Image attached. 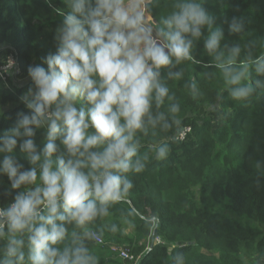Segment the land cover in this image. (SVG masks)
<instances>
[{
	"label": "trees",
	"instance_id": "trees-1",
	"mask_svg": "<svg viewBox=\"0 0 264 264\" xmlns=\"http://www.w3.org/2000/svg\"><path fill=\"white\" fill-rule=\"evenodd\" d=\"M182 2L188 0L148 2L155 33L167 31L163 21ZM193 2L201 4L212 21L211 30L222 31L223 38L220 49L209 53L205 46L209 28L205 26L203 35L193 38L191 61L177 64L173 58L171 66L160 70L169 98L159 109L153 99L152 114L163 112L170 129L163 130L160 125L154 128L146 118L148 134L137 133L136 139L141 154L166 143L167 157L157 160L152 153L142 173L127 174L133 188L121 202L109 205L107 215L83 229L75 223L66 225L69 234L58 245L61 250L76 246L72 237L75 231L94 257L92 264H124L108 255L104 244L89 240L88 233L96 231L107 241L130 247L138 257L137 264H264V76L258 74L264 67V0ZM50 3L0 0V67L13 58L20 71L14 67L10 75L0 76V138L15 125L18 113L31 114L20 99L35 88L29 68L39 65L49 70L47 57L57 52V30L63 17L54 8L65 14L70 10L65 0ZM234 19L241 26L239 32L230 30ZM233 47L240 49L236 67L241 63L248 66L244 82L256 88L244 102L232 99L223 72L216 66L217 57L223 53L226 60ZM176 73H182V78L170 77ZM172 105L179 106L175 115L169 111ZM76 106L84 110L90 107L86 101H78ZM185 127H190V132L184 140L178 139ZM34 131L37 151L42 154L47 128L34 127ZM93 131L90 129V134ZM97 150L103 149H93ZM60 152L66 154L62 145ZM14 154L25 170L33 167L19 147ZM2 160L0 154V168ZM23 190L9 196L10 181L0 174V207L6 208ZM157 237L165 243L154 242ZM24 239L27 248L26 235ZM6 242L0 239V264Z\"/></svg>",
	"mask_w": 264,
	"mask_h": 264
},
{
	"label": "clouds",
	"instance_id": "clouds-1",
	"mask_svg": "<svg viewBox=\"0 0 264 264\" xmlns=\"http://www.w3.org/2000/svg\"><path fill=\"white\" fill-rule=\"evenodd\" d=\"M65 3L67 14L54 8L63 23L57 30V52L47 57L49 70L30 67L35 88L20 97L31 114L18 113L15 125L0 138V174L10 181L8 195L24 189L6 208L0 207V239L7 240L3 264H92L94 257L75 231L76 246L58 247L68 237L66 225L75 223L83 229L107 215L109 205L121 202L133 188L127 174L142 173L152 153L157 160L167 157L166 143L141 154L136 139L137 133L148 134L146 118L154 128L170 129L163 112L152 114L153 99L159 109L169 98L160 70L171 66L173 58L177 64L191 61L193 38L199 39L205 26L209 53L220 49L223 38L222 31L211 30L212 21L193 0L177 3V10L163 21L167 31L160 29L155 36L146 24L145 0ZM230 30H241L235 19ZM239 54L238 47L226 60L221 53L216 66L232 99L244 102L256 88L244 82L248 66L236 67ZM258 74L264 76V67ZM170 77L180 79L182 73ZM191 87L195 89V84ZM78 101L90 107L78 109ZM169 111L175 115L179 106L172 105ZM34 127L47 128L42 154L33 139ZM17 147L33 165L30 170L15 156Z\"/></svg>",
	"mask_w": 264,
	"mask_h": 264
},
{
	"label": "built area",
	"instance_id": "built-area-1",
	"mask_svg": "<svg viewBox=\"0 0 264 264\" xmlns=\"http://www.w3.org/2000/svg\"><path fill=\"white\" fill-rule=\"evenodd\" d=\"M144 12H145V16L147 14V0H145V4H144ZM161 40H163V38H161ZM167 51V49H166ZM14 67L16 68V72L20 73V71L18 70L15 60L13 58H10L9 62L0 67V76H2V74H7L10 75V71L14 69ZM191 128L190 127H185L183 128L180 133L178 134L177 138L184 140L187 136V134L190 132ZM88 238L90 241L94 242L95 244L98 245H103L104 244V239L103 237L96 231H90L88 233ZM154 242H156L157 244H164L165 242L160 238L157 237ZM172 246H176L175 244ZM112 249L116 252V254L119 256V258H121L123 261H126L127 264H137L138 262V257H136L132 252L130 247L128 246H112ZM148 250H150L151 248L148 247Z\"/></svg>",
	"mask_w": 264,
	"mask_h": 264
},
{
	"label": "rangeland",
	"instance_id": "rangeland-1",
	"mask_svg": "<svg viewBox=\"0 0 264 264\" xmlns=\"http://www.w3.org/2000/svg\"><path fill=\"white\" fill-rule=\"evenodd\" d=\"M149 1H150V0H147V4H148ZM145 20H146V24H147V26L150 27V28L153 30V26L151 25V22H152L153 18L151 17V15H149L148 12H147V14H146V16H145ZM153 35H154V36L156 35V33H155L154 30H153ZM103 239H104V238H103ZM5 244H7V242H6ZM118 245H120V244L113 243V242H110V241H107V240L104 239V248H105V250H107V251H105V252H106L108 255H111V254H112V255H111L112 258L115 259V257H116L117 259H120V261H121L122 259L119 258V256L116 254V252L112 249V246H118ZM111 252H113V253H111ZM122 261H123V260H122ZM122 261H121V262H122ZM122 263L127 264L126 261H123Z\"/></svg>",
	"mask_w": 264,
	"mask_h": 264
}]
</instances>
